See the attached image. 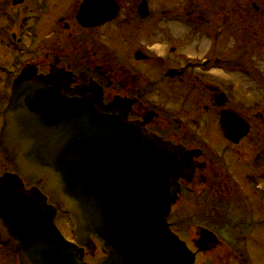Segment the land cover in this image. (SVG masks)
<instances>
[{"label": "flooded vegetation", "instance_id": "flooded-vegetation-1", "mask_svg": "<svg viewBox=\"0 0 264 264\" xmlns=\"http://www.w3.org/2000/svg\"><path fill=\"white\" fill-rule=\"evenodd\" d=\"M26 1L21 2L26 3L28 7L17 22L13 20L0 24V46H2L0 48L2 52L0 54V138L4 123L3 110L12 93L16 76L23 68L30 67L33 76L47 75L49 71H58V73L70 71L72 80L68 85L69 91H73L80 85L88 84L89 81H95L101 87L105 104L115 99L124 100L120 104L122 108H127L124 115L126 121L138 125L150 138H160L164 142L180 145L189 150L191 165L180 172L177 179L179 200L182 191H185L190 200L198 198L201 206L204 207L207 202H222L224 193L232 191L231 186H237V189H240L237 185L240 181L237 176L239 172L236 166H232L234 162L231 163L228 159L229 153H232V150L228 148L239 142L234 144L227 140L220 128V120L224 111L231 110L239 114V108L232 97L237 87L234 85L235 82L225 80L224 75L237 73L238 69L247 71L245 65L249 57V54H246L249 50L247 47L249 25L243 27L242 32L245 38L242 37L237 45L225 43L226 36L233 35L236 30H239L238 6H230L228 9L214 6L212 10L205 6L197 12L195 10L184 12L187 21H178L179 23L183 25L186 23L195 30L200 29L204 31L207 38H211L207 51L202 55L191 51V54H186L185 43L191 34L180 39L179 43H175L173 39L175 34L171 35L172 40L165 37V33L169 30H165L163 26H170L176 22L178 17H181V12L168 9L154 13L155 17L169 15L157 18L154 43L151 45H160V42L164 40L169 43L168 50L161 55L149 49L148 46L149 56L143 60L148 63L147 67L140 68V65H135L137 60H133L132 64L117 61L107 50H105L107 55L105 53L96 55L93 31L111 22L94 27L79 24L76 20V13L82 0H75L73 8L66 14L58 12L61 15L54 16L52 21L61 24L62 32L60 39L51 44H48L47 35V7L53 6L56 2L57 8L62 11V3L58 4V1L54 0ZM125 1L129 5L122 9L126 11V14H135L136 6L130 1ZM252 10L258 11L259 7H254ZM209 15L212 20L208 19ZM199 19H204L205 22L198 21ZM137 23L138 25L131 21L122 24L132 28L136 25L137 30H141L142 20H138ZM158 23L161 25L158 26ZM63 32L66 34L63 35ZM231 38L233 42V37ZM21 41L26 45L24 53L17 52L15 46ZM54 43L60 44L62 49L57 50ZM69 43L73 45V48L65 53L63 46L66 45L67 49ZM78 50L82 51L78 52ZM208 51L211 53H207ZM6 67L10 69L7 71ZM171 69H178L179 74L168 76L166 73ZM192 69L197 71L193 74ZM157 77L162 80L176 81L179 84V91L185 95L186 99L188 96L191 98L193 93H199L204 101L192 102L191 99L181 101L179 97L178 107H174L173 104L170 106L169 102H164L160 106L158 102L151 101L149 97L160 91V85H158L160 82ZM188 77L190 80L186 79ZM142 78L147 80L146 85ZM168 89H170L168 93L173 92L172 86L169 85ZM154 91H156L155 94ZM114 108L119 109L118 106ZM180 111H186L183 117L184 122L178 118ZM206 112L210 113V118L203 117ZM215 121H217L223 141L221 145L214 147L215 142L211 141L208 138L209 133H204L203 130L204 127L215 124ZM9 122L11 127L8 137L9 142L13 143L15 138L13 116L9 117ZM198 124L200 128L197 127ZM201 125H203L202 128ZM248 170L243 171L241 180L251 189L255 199L263 204L264 190L261 188L263 190L261 192L257 188L260 182L264 184V166L254 164L249 166ZM1 177L7 179L9 183L16 181L15 162L9 160L0 147ZM37 186L39 184L34 182L25 183V188L28 189ZM259 221H264V213L256 215L219 212L192 213L174 222L169 221V226L193 252L194 262L192 264H264V229L256 230L251 227L259 226L260 224H257ZM90 245L84 248V260L87 257L95 260L97 245L92 241ZM0 264H17L15 252L1 242Z\"/></svg>", "mask_w": 264, "mask_h": 264}, {"label": "water", "instance_id": "water-1", "mask_svg": "<svg viewBox=\"0 0 264 264\" xmlns=\"http://www.w3.org/2000/svg\"><path fill=\"white\" fill-rule=\"evenodd\" d=\"M61 86L66 83H52L58 93ZM79 94L62 103L29 97L18 104L13 146L5 125L1 143L16 164V181L0 179V242L17 253L19 264H85L82 248L54 225L47 194L74 213L80 245L92 235L107 251L95 264H191L192 253L166 222L191 153L150 138L124 120V109L104 105L99 93ZM230 116L223 115L221 127L236 142L248 125ZM19 175L47 176L43 193L25 191Z\"/></svg>", "mask_w": 264, "mask_h": 264}, {"label": "rangeland", "instance_id": "rangeland-1", "mask_svg": "<svg viewBox=\"0 0 264 264\" xmlns=\"http://www.w3.org/2000/svg\"><path fill=\"white\" fill-rule=\"evenodd\" d=\"M55 1V0H54ZM58 1V4L62 3L64 7L61 8V10L64 8L65 14L69 12L74 4L75 0H56ZM151 3L152 8L156 9V2L158 0H149ZM171 4L173 9H178L181 12V18L184 19V12L189 10H195L197 12L201 9V7H208L213 9L214 6H221L228 9L230 6H238L239 7V15L237 16V22H239V30H236L233 35L226 36L225 43L229 42L232 45H237L242 37L245 38V35H243V27L249 25L248 27V34H249V42H248V52L246 54H249V57H247L248 63L245 65L247 71L244 72V70H239L237 73H227L224 75V79L230 82H235V87H237V90H235L232 93L233 101L236 102L235 105L239 108V113L242 115L251 126V130L248 136L243 138L237 145L228 148L232 150V153H229L228 159L229 161L234 162L232 166H236L238 173V177L240 178L239 183L237 184L240 189H237V186H231L232 191L225 192L223 195L222 202H207L205 203V206L202 207L200 204V199L195 198V200H190L185 191H182L181 199L177 203L175 207H173V210L171 211V214L169 216V220L174 222V220L179 219L180 217L192 214V213H227V214H252L256 215L258 213L263 214L264 213V205L259 203L258 200L255 199L253 196V192L250 190V188L244 184L241 180V176L243 171H249L248 167L251 165L256 166H264V116L262 117V109L264 107V0H171ZM252 2H254L256 5H258L259 10L253 11L251 8ZM162 5V4H161ZM170 5V4H169ZM164 5H162L160 8L162 9ZM184 6V7H180ZM52 7L57 8L58 5L55 2ZM66 7H68V11H66ZM23 6H18L16 11H23ZM257 12V13H255ZM124 13V12H123ZM47 14H50L53 16L56 15V12H50L48 11ZM256 15V16H255ZM126 16L125 22L132 20L133 24H137V20H133V16L120 14L117 20H115L111 25H107L104 27H100L98 29H95L93 32L97 36H101L99 38L104 39L110 43H108V48L112 51H115L118 53L121 57L126 56L128 59L127 62L129 64L133 63V53L141 49L143 52H147L148 46L154 43V30L156 25L155 23L157 21L156 18L153 15L150 16L148 19H145L144 23H141V30H137L138 27L136 25H133L134 28H128L125 30L119 29L120 26L118 25V21L123 20V17ZM164 18V16H161ZM208 19L212 20V17L210 15L208 16ZM180 20V19H179ZM198 21L205 22L204 19H199ZM164 22V21H163ZM186 22V21H185ZM5 23V18L2 15V12L0 10V24ZM55 23V22H54ZM158 26L161 25V23L157 24ZM165 30H169V32L165 33L166 39L172 40L171 35L175 34V43H179L180 39L186 38L189 34H191L186 41V54H191V52H194L198 55H202L205 53L208 49V46L210 45L211 38H207L204 34V31H200V29H194V27L188 25L185 23V25L180 24L178 22H173V24H170V26L164 25L163 26ZM192 27V28H191ZM50 28V29H49ZM51 28H53L51 30ZM121 31H119V30ZM124 29V28H123ZM47 30L50 32H53L52 34H55L58 32L60 35V31L57 28V26H51L50 23H48ZM117 30V31H116ZM51 34V35H52ZM40 35V34H39ZM209 35V34H208ZM212 36V35H209ZM56 36H52L51 40H54ZM225 37V36H224ZM233 37V42L232 38ZM120 38L121 40H118ZM50 40V37L48 38ZM167 45V46H166ZM169 43L167 41H161L160 46H154L152 49L157 53H165V51L168 50ZM150 47V48H151ZM166 48V49H165ZM196 48V50H195ZM191 51V52H190ZM0 50V54H1ZM211 53V52H207ZM146 62L144 61H137L135 65H140V68H146L147 67ZM242 67V66H241ZM197 70L192 69V73L194 74ZM260 76V77H259ZM151 79V78H150ZM158 82H160V91L159 93H156L154 91V94L149 96L151 101L158 102L159 105L163 104L164 102H169L170 106L173 104L174 107H178V101L180 100L179 97H181V101L185 98V95H183L179 89V84L176 81H170L169 80H162L161 78L157 77ZM189 79L190 78H186ZM188 80V82H189ZM142 81L146 85L147 80L142 78ZM169 85L172 86L173 92L168 93L170 89ZM184 90V89H182ZM179 93V95L177 93ZM188 99H191V101H204L203 98H201V95L199 93H193L191 95V98L188 96ZM186 99L185 101H188ZM189 112H192V110H189ZM186 111H180L178 118L183 121V117ZM210 113L206 112L205 118H210ZM216 120V117H215ZM205 121V120H204ZM208 121V120H207ZM184 122V121H183ZM210 122H212L210 120ZM214 123V122H212ZM198 128H200V125H197ZM203 125H201V128ZM205 130V131H204ZM203 132L209 133L210 140L215 142V146L221 145V141H223L221 135V132L219 131L217 121H215V124L211 125L210 127H204ZM208 130V132H206ZM207 138V137H206ZM207 138V139H208ZM219 142V143H217ZM225 145V144H224ZM231 156V157H230ZM263 163V164H260ZM230 172V169H229ZM259 187L264 188V184L260 182ZM193 197V196H192ZM204 197V196H203ZM194 198V197H193ZM247 203V204H246ZM199 205V206H198ZM61 208L58 207L57 215L54 218V221L59 229H61L68 237L73 236V232L71 233V226H73V222L69 220V217L63 212H60ZM260 224L254 225L251 227H254L253 229H262V225L264 224V221H259ZM264 229V228H263ZM101 255V252L99 249L96 250L95 257H98ZM86 262L88 264H93L94 260L89 259V257L86 258Z\"/></svg>", "mask_w": 264, "mask_h": 264}]
</instances>
